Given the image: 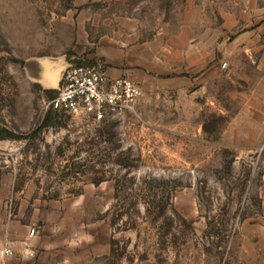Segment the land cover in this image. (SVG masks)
Masks as SVG:
<instances>
[{"label":"rangeland","instance_id":"1","mask_svg":"<svg viewBox=\"0 0 264 264\" xmlns=\"http://www.w3.org/2000/svg\"><path fill=\"white\" fill-rule=\"evenodd\" d=\"M187 10V0H0L3 252L35 226L69 264H258L244 230L264 222V34L253 52L225 53L222 37L200 31L207 52L185 82L157 77L133 111L102 122L46 110L55 91L28 70L43 57L95 62L86 54L100 41L178 40L197 17ZM221 21L207 8L209 29Z\"/></svg>","mask_w":264,"mask_h":264},{"label":"crops","instance_id":"2","mask_svg":"<svg viewBox=\"0 0 264 264\" xmlns=\"http://www.w3.org/2000/svg\"><path fill=\"white\" fill-rule=\"evenodd\" d=\"M214 5L222 18L221 26L209 29L206 22L207 8ZM187 7L188 16L197 17L184 27L178 40L123 44L100 41L94 50L86 54L87 59L100 60L108 66L112 76L127 75L144 87H150L157 77H162L172 85L186 81V73L193 69V55L206 54L207 33L199 35L200 31L213 30L215 37H222L224 42L221 47L225 53H230L231 49H237L234 53L253 52L264 34V0H187ZM78 34L79 41H87L83 31ZM67 65L62 56L43 57L32 62L28 70L44 90H57ZM59 71L58 83H55L51 75ZM5 189L4 183L0 182V219ZM11 223L6 228L0 226V264L5 260L9 264H69L73 261L72 257L63 255L64 247L45 240V232L35 226L24 229L20 239L10 245L14 256L4 255L3 248L9 244L8 240L12 236ZM34 227L36 232L31 235L30 231ZM244 247L258 264H264V222L245 228Z\"/></svg>","mask_w":264,"mask_h":264},{"label":"built area","instance_id":"3","mask_svg":"<svg viewBox=\"0 0 264 264\" xmlns=\"http://www.w3.org/2000/svg\"><path fill=\"white\" fill-rule=\"evenodd\" d=\"M223 65H227L224 61ZM144 86L127 75L112 76L101 61L70 64L62 73L55 95L44 99V108L71 117L102 122L133 111L144 95ZM36 228H32L34 235ZM6 256L13 250L6 247ZM1 264H9L7 260Z\"/></svg>","mask_w":264,"mask_h":264},{"label":"trees","instance_id":"4","mask_svg":"<svg viewBox=\"0 0 264 264\" xmlns=\"http://www.w3.org/2000/svg\"><path fill=\"white\" fill-rule=\"evenodd\" d=\"M49 91H56V90H49Z\"/></svg>","mask_w":264,"mask_h":264}]
</instances>
